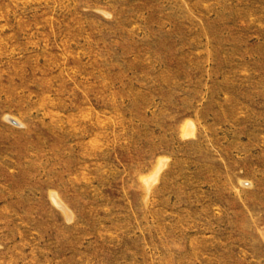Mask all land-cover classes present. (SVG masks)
I'll return each mask as SVG.
<instances>
[{
  "label": "rangeland",
  "instance_id": "rangeland-1",
  "mask_svg": "<svg viewBox=\"0 0 264 264\" xmlns=\"http://www.w3.org/2000/svg\"><path fill=\"white\" fill-rule=\"evenodd\" d=\"M0 264H264V0H0Z\"/></svg>",
  "mask_w": 264,
  "mask_h": 264
}]
</instances>
